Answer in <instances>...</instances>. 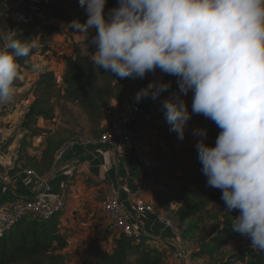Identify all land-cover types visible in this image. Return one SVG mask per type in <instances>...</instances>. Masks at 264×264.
I'll return each mask as SVG.
<instances>
[{
	"label": "clouds",
	"instance_id": "9594fccd",
	"mask_svg": "<svg viewBox=\"0 0 264 264\" xmlns=\"http://www.w3.org/2000/svg\"><path fill=\"white\" fill-rule=\"evenodd\" d=\"M79 3L87 19L69 27L88 38L95 68L120 79L157 70L175 77L177 91L161 108L179 140L192 115L219 129L214 146L205 142L207 129L192 130L202 173L221 190L227 212L238 211L234 231L264 252V0H118L107 12V0ZM35 46L15 31L0 33V104L13 101L18 59ZM170 88L171 81L153 79L135 101Z\"/></svg>",
	"mask_w": 264,
	"mask_h": 264
},
{
	"label": "trees",
	"instance_id": "16d2710c",
	"mask_svg": "<svg viewBox=\"0 0 264 264\" xmlns=\"http://www.w3.org/2000/svg\"><path fill=\"white\" fill-rule=\"evenodd\" d=\"M38 1V8L31 9V18L19 24L12 20L3 0H0V13L10 19V32L15 31L16 38L30 39L36 44L28 57L18 59L19 77L25 70L32 69V58L38 52L37 46L42 47L44 53L48 51L46 35H58L65 31L56 24L57 21L71 23L73 20H79L83 23L87 19L79 0ZM117 2L118 0H107L105 11L116 7ZM40 16L44 23L38 19ZM0 28L7 30L1 22V17ZM92 35H95V30ZM92 53L94 48L89 47L86 36L82 42L74 44L73 53L64 58L65 69L61 84L55 72L48 67L34 69L38 73V78L31 89L34 100L22 123V130L26 131L28 136L40 137L44 134L50 136L51 130L40 128L39 121L53 123L57 119L58 108L65 111L69 104H73L78 106L89 122L99 129L97 136L101 137L108 127V123L103 126L104 123L108 122V116L114 113L113 102L117 103L116 108H120L123 104V96L127 92L130 93L134 84L139 85L140 88L145 87L153 77L154 73L147 74L144 79L114 77L111 73L93 66ZM20 86L22 84L18 78L16 87ZM161 104L162 101L157 107V118L163 121L161 128L168 131L169 125ZM189 111L191 112L190 109ZM196 124L207 129L205 142L214 146L219 133L216 125H207L201 115H192L187 128L191 129ZM161 134L165 135L163 132ZM46 144L40 164L33 165L38 174L50 170L55 160V153L61 146L68 145V142L59 146L48 139ZM195 145L190 148L191 169L178 178L176 186L165 187L166 192L160 199V203L165 206L164 216L180 229L182 239L187 246L186 237L198 229V224L187 226L189 220L207 213L210 207L223 206L225 211L222 215V226L210 240L211 244L205 246L207 247L205 254L207 253L211 258L218 257L219 260L215 264H264V252L250 246L235 248L222 258L223 248L241 236L232 226L233 218L238 215V211L227 212L221 200V190L207 186ZM174 203L179 206L172 208ZM167 210L175 215L178 225L166 213ZM62 214L63 212L47 220L28 215L19 221L11 231L0 237V264H67L63 252L68 247L69 241L60 230ZM108 231L110 230L107 229L106 233ZM155 243L153 238L142 232L120 233L109 251L102 250L99 246H91L87 249V255L92 259L91 264H170L168 251L158 248Z\"/></svg>",
	"mask_w": 264,
	"mask_h": 264
},
{
	"label": "crops",
	"instance_id": "0c3cea01",
	"mask_svg": "<svg viewBox=\"0 0 264 264\" xmlns=\"http://www.w3.org/2000/svg\"><path fill=\"white\" fill-rule=\"evenodd\" d=\"M56 24L65 30L62 33L65 42H61L63 45H59L62 48H58V52L48 57L38 58L41 61L38 65L39 69L48 67L55 71L57 80L61 84L65 69L64 58L73 53L74 44L82 42L85 35L75 32L69 27V22L57 21ZM52 37H61V35H52ZM25 77L27 75L20 76L23 86L17 89L16 93H21L23 89L26 92L13 102H16L13 112L9 115L0 114V131L6 138L0 170L8 174L11 179L7 183L0 179V213L19 198H42L52 202L60 194L66 195V207L60 218V230L68 238L69 245L63 254L67 264H91L92 259L87 255V249L91 246H99L102 250L109 251L120 235L119 232L106 233L108 221L101 210L102 201L111 187L115 188L117 198L123 204H127L134 197H139L154 203L163 212L159 202L166 192L165 187L177 185L175 178L170 179L171 175L174 176V171L164 172L161 176L156 170L158 165L159 167L164 163L170 165L169 157L176 155L173 148L167 145L168 141L174 142L178 139L176 134L163 130L161 128L163 121L157 118V107L161 101L177 91L176 78L165 75L164 81H171V88L156 100L146 98L140 120L129 125L132 135L143 133L145 138L153 142L155 169L146 170L132 151L114 154L100 145L97 139L86 142L69 141L65 155L57 158L58 152L63 147L61 146L55 153V160L50 170L44 174H38L33 165L40 164L42 160L47 146V136L44 134L40 137H30L26 131L22 130L25 115L34 100L31 89L38 78V73H35L30 80ZM130 94L127 92L123 96V104L120 108H116L117 103L113 102L114 113L108 116V122H105V125L124 113ZM201 117L203 118L202 115ZM152 118L154 119L151 120ZM57 121L58 116L53 123L40 120L38 125L42 129L52 131ZM150 128L153 130L152 136L147 133ZM194 128H200V125L196 124L191 129L186 128L183 141L197 137L192 134L191 130ZM155 146L162 147L163 150L158 153ZM158 155L168 159L161 161L162 158L160 159ZM24 170H34L37 176L28 177L24 174ZM140 181H145L146 191L138 195L137 184ZM177 206L179 205L174 203L172 208ZM135 229L153 238L156 246L168 251L169 255L174 250L171 244V232L158 223L152 215H145ZM179 264H190V262Z\"/></svg>",
	"mask_w": 264,
	"mask_h": 264
},
{
	"label": "built area",
	"instance_id": "2783aa9c",
	"mask_svg": "<svg viewBox=\"0 0 264 264\" xmlns=\"http://www.w3.org/2000/svg\"><path fill=\"white\" fill-rule=\"evenodd\" d=\"M30 2L31 9H36L39 1L30 0ZM11 18L18 23L22 21V15L19 10H11ZM157 78L165 80L166 77L164 74L159 73L151 80ZM139 89L129 95L124 113L118 119L108 123L106 131L99 139V144L116 155L132 151L144 168L149 171L155 169V164L153 162V142L151 139L145 138L143 133H138V135L135 136L132 135L129 129V125L137 123L142 114L145 99L141 100L139 103L135 101V94ZM191 97V92L184 97L188 106H191ZM5 145V135L0 131V166L2 165ZM68 147L67 145L63 146L58 152L57 158L63 157ZM23 172L28 177L37 176L34 170H24ZM0 179L6 183L11 180L10 176L3 173L1 170ZM145 191L146 183L145 181H140L137 184L138 195L144 194ZM66 200L67 198L64 194H60L52 202L42 198L17 199L7 209L0 213V237L11 231L19 221L28 215L47 220L63 212L66 207ZM101 210L108 221V229L124 234L137 232L135 227L145 215L154 216L158 222L172 233L171 244L174 250L170 254V264L190 262L191 252L182 239L180 229L170 219L166 218L163 212L154 203L139 197H134L127 204H123L118 200L115 188L111 187L102 201Z\"/></svg>",
	"mask_w": 264,
	"mask_h": 264
},
{
	"label": "rangeland",
	"instance_id": "374dc122",
	"mask_svg": "<svg viewBox=\"0 0 264 264\" xmlns=\"http://www.w3.org/2000/svg\"><path fill=\"white\" fill-rule=\"evenodd\" d=\"M4 6L7 8V10L10 12L11 16V10H20L23 0H3ZM38 8V7H37ZM1 17V22L4 27L7 28V30L0 28V33H8L10 32L11 25L9 24V18L8 16H4L3 14L0 13ZM30 18H31V11H30ZM38 19L44 23L43 18L40 16ZM13 20V18H12ZM24 22L23 20L20 21L19 24H22ZM67 35V32H65ZM54 34H47L46 35V47L48 48V51L45 53L42 51V47L37 46L38 52L33 56L32 58V63H31V70L30 71H24L23 76L27 75L25 77L27 80H30L31 77L35 76V66L38 65V62L40 63L41 61L38 60L40 57H48L52 55L53 53L58 52V48H62V46H59L60 44L63 45L61 42H65V37L63 34H58L61 35V37H52ZM52 37V38H51ZM65 48V46H64ZM57 70V69H56ZM53 71V70H52ZM55 72V71H54ZM160 71L157 70L154 74L153 77L157 74H159ZM56 74V73H55ZM57 77V76H56ZM152 77V78H153ZM58 79V78H57ZM19 82L22 84V81H20L19 77ZM16 87L17 89L22 88ZM140 88L139 85L134 84L132 89H130V93L134 92L136 89ZM26 91L23 89L21 93H16L14 99L12 102L7 103V104H0V114L3 115H9L13 112L14 110V105H16V102L13 103L14 101H17V98L20 96H23V94ZM191 110V107H189ZM58 113V121L54 124L53 129L51 131L50 136H47L46 141H51L54 142V144L63 145L66 142H71V141H80V142H86V141H92V140H99L100 137L97 136L99 129L95 126H93L86 115L83 113V111L76 105L69 104L68 109L63 111L60 108L57 110ZM204 121L207 125H215L212 121L204 118ZM105 126V124L103 125ZM201 128V127H200ZM149 136H152L153 130H147ZM192 131V130H191ZM193 140H185L179 142V139H177L174 142H167L168 147L173 148L174 152H176V155L173 154L169 157L171 160L170 165H164L160 166L158 165L157 171L158 173L161 174L164 172H171L174 171V176H170V179L175 178L178 181V178L181 174H183L186 171H189L192 167L191 159H190V148L196 144L197 140L199 137H193ZM164 139V138H163ZM193 144V145H192ZM155 145V144H154ZM156 151L159 153V151H162L163 148L159 146H155ZM155 151V149H154ZM161 161L167 160L164 158L162 155H158ZM179 174V175H178ZM159 205L165 209V206L159 202ZM224 207L217 205L210 207L207 211V213L198 215L193 217L189 222L187 223V226H191L193 224H198V229L191 234H188L186 237V243L189 251L192 254V257L190 259V264H215L216 261L219 260V258H211L206 252L205 246H208L211 244L210 240L212 237L217 233V230L222 226L223 219L222 215L224 213ZM170 218L173 219V221L178 225L179 223L177 222L178 220L175 218V215L171 214V212H166ZM184 230V229H183ZM114 232V231H112ZM251 241L244 237V236H239L236 240L229 242L227 246L223 248L222 252V258H225V256L233 249L242 247V246H250ZM194 254V255H193Z\"/></svg>",
	"mask_w": 264,
	"mask_h": 264
},
{
	"label": "water",
	"instance_id": "95a60500",
	"mask_svg": "<svg viewBox=\"0 0 264 264\" xmlns=\"http://www.w3.org/2000/svg\"><path fill=\"white\" fill-rule=\"evenodd\" d=\"M30 9H31L30 0H23V4L19 11L22 15V20L24 22H27L30 19Z\"/></svg>",
	"mask_w": 264,
	"mask_h": 264
}]
</instances>
